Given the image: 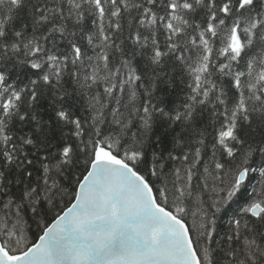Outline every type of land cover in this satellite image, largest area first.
Listing matches in <instances>:
<instances>
[{
	"label": "snow or ice",
	"instance_id": "1",
	"mask_svg": "<svg viewBox=\"0 0 264 264\" xmlns=\"http://www.w3.org/2000/svg\"><path fill=\"white\" fill-rule=\"evenodd\" d=\"M0 264H264V0H0Z\"/></svg>",
	"mask_w": 264,
	"mask_h": 264
}]
</instances>
